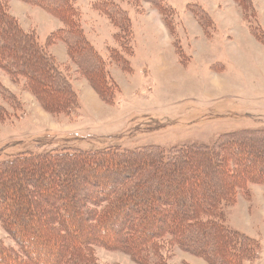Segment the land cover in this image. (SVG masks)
<instances>
[{
    "label": "trees",
    "instance_id": "16d2710c",
    "mask_svg": "<svg viewBox=\"0 0 264 264\" xmlns=\"http://www.w3.org/2000/svg\"><path fill=\"white\" fill-rule=\"evenodd\" d=\"M21 1L63 26L43 45L11 13L10 0H0V68L14 80L25 79L44 110L68 114L78 94L49 51L62 41L81 74L112 103L120 87L84 33L74 0ZM234 1L247 20L253 0ZM162 2L152 3L170 28L172 12ZM106 4L96 8L120 21L117 33L131 30L133 38L132 28L123 26L124 11ZM192 9L206 28L210 15L203 7ZM115 58L130 69L127 58ZM250 183L264 184V130L168 150L151 145L17 153L0 161V224L16 244L0 239V264H96L97 246L124 252L138 264H170L175 248L210 264H245L257 243L225 224V210L239 192L249 195Z\"/></svg>",
    "mask_w": 264,
    "mask_h": 264
},
{
    "label": "rangeland",
    "instance_id": "374dc122",
    "mask_svg": "<svg viewBox=\"0 0 264 264\" xmlns=\"http://www.w3.org/2000/svg\"><path fill=\"white\" fill-rule=\"evenodd\" d=\"M202 1L163 0L172 12L169 21L173 26L169 28L154 5L160 0H74L84 33L107 61L121 91L112 103L104 102L68 56L62 41L50 45L49 51L78 94L77 104L68 114L44 110L26 88L25 79L14 80L0 68V161L17 153L62 148L138 149L155 145L168 150L194 143L211 144L226 133L264 130V0L253 1V10L241 28L245 33L247 29L252 32V43L232 40L239 51L234 50L212 21H206L205 31L211 41L204 55L195 56L191 42L185 38L184 24L192 18L198 20L195 14L200 13L192 7L206 11ZM109 2L115 10L124 11L123 26L132 28L133 38L131 30L117 33L115 23L120 21L96 8L108 7ZM217 4L220 9L233 6L241 10L234 0H219ZM10 6L22 27L36 32L43 45L52 32L63 26L38 6L21 0H10ZM147 21L150 33L142 34L141 29L147 27L141 26ZM164 24L168 36L159 27ZM224 34L232 38L236 35ZM113 55L115 59L127 58L130 69L124 70ZM216 74L225 84L221 90L213 84ZM248 188L249 195L239 192L236 203L226 208L225 224L257 243V250L244 263L264 264V184L250 183ZM0 239L16 247L1 224ZM95 255L96 264H138L128 254L104 247H95ZM170 264L210 263L175 248Z\"/></svg>",
    "mask_w": 264,
    "mask_h": 264
},
{
    "label": "crops",
    "instance_id": "0c3cea01",
    "mask_svg": "<svg viewBox=\"0 0 264 264\" xmlns=\"http://www.w3.org/2000/svg\"><path fill=\"white\" fill-rule=\"evenodd\" d=\"M212 2H208V0H203L202 1V5L205 7L206 11L208 12V14L210 15V17L212 18V25L216 26V28L218 29L217 31H220L224 37H226L227 41L226 43L228 44L230 42L231 48L234 50H238L237 48V44L234 41H238L239 44H243V43H252L249 42L250 38L252 39L253 35L251 31H248V29L246 30L247 33H245L243 30H241L242 27H244L245 25V18L243 16V12L240 10V12L236 9L233 8V6H229V7H224L221 8L225 11H221V9L219 8L217 1L219 0H210ZM255 1V0H253ZM258 9V7H257ZM226 12V13H225ZM224 16L226 18H224ZM192 18V17H190ZM194 18H192V20H190V22L186 21L184 24V28H185V33L186 36L185 38H187V40H189V42H191L190 46H191V52L195 55V56H199V55H204L206 53V45L208 42H210L208 40V37H211L210 35L208 36V32L205 31V28L201 25V23L199 22V20H193ZM153 21V20H151ZM148 21L146 22L145 25L141 26L142 28L147 27L146 29H141L142 34H148L150 33V28L151 26H149ZM164 25H159V27H161V29L165 32L166 34V30H168V28ZM263 29H264V24H262ZM167 28V29H166ZM169 31V30H168ZM216 32V31H215ZM224 33H229L231 35H233V33H235V38H232L230 35L226 36ZM169 34L171 35V33L169 32ZM167 35V34H166ZM213 36L215 34H212ZM168 36V35H167ZM166 36V37H167ZM170 37V36H169ZM168 38V37H167ZM223 38V37H222ZM232 41V42H231ZM170 44H172V42H169ZM262 44V43H261ZM174 50V48H173ZM239 55V52H238ZM246 57V56H245ZM244 56H242L241 61H243ZM248 59V58H247ZM223 85H225L223 83ZM225 87V86H223Z\"/></svg>",
    "mask_w": 264,
    "mask_h": 264
},
{
    "label": "clouds",
    "instance_id": "9594fccd",
    "mask_svg": "<svg viewBox=\"0 0 264 264\" xmlns=\"http://www.w3.org/2000/svg\"><path fill=\"white\" fill-rule=\"evenodd\" d=\"M213 84L218 90H221L223 88V80L219 74H216L214 76Z\"/></svg>",
    "mask_w": 264,
    "mask_h": 264
}]
</instances>
